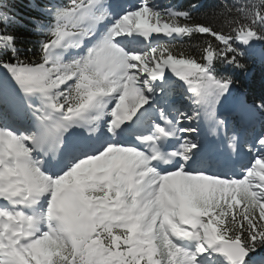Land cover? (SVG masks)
Listing matches in <instances>:
<instances>
[{"label":"snow or ice","instance_id":"6c2138e0","mask_svg":"<svg viewBox=\"0 0 264 264\" xmlns=\"http://www.w3.org/2000/svg\"><path fill=\"white\" fill-rule=\"evenodd\" d=\"M202 9L0 0V264H264V0Z\"/></svg>","mask_w":264,"mask_h":264},{"label":"trees","instance_id":"16d2710c","mask_svg":"<svg viewBox=\"0 0 264 264\" xmlns=\"http://www.w3.org/2000/svg\"><path fill=\"white\" fill-rule=\"evenodd\" d=\"M162 6H179L186 8L194 0H157ZM205 5V9L216 5L219 0H200ZM24 37H22L23 39ZM36 37L29 36L27 40H35ZM30 46V45H29ZM249 71L240 76L238 87L242 92L248 94L249 100L259 97L264 92V64L259 59V50H257L254 59L248 61Z\"/></svg>","mask_w":264,"mask_h":264},{"label":"rangeland","instance_id":"374dc122","mask_svg":"<svg viewBox=\"0 0 264 264\" xmlns=\"http://www.w3.org/2000/svg\"><path fill=\"white\" fill-rule=\"evenodd\" d=\"M212 142L215 144V146H220V144L217 143V139L212 137Z\"/></svg>","mask_w":264,"mask_h":264}]
</instances>
